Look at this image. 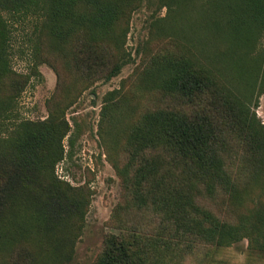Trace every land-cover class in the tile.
I'll use <instances>...</instances> for the list:
<instances>
[{
  "label": "trees",
  "instance_id": "16d2710c",
  "mask_svg": "<svg viewBox=\"0 0 264 264\" xmlns=\"http://www.w3.org/2000/svg\"><path fill=\"white\" fill-rule=\"evenodd\" d=\"M148 1L0 0V250L30 245L10 264L59 260L81 229L91 195L56 175L64 140L73 145L66 112L121 73L131 17ZM168 1L184 7L180 41L159 48L156 35L134 74L157 97L139 107L109 94L102 108L121 196L94 264H207L210 249L244 240L264 255V0ZM27 21L24 74L13 26ZM42 65L57 77L47 118H18Z\"/></svg>",
  "mask_w": 264,
  "mask_h": 264
},
{
  "label": "rangeland",
  "instance_id": "374dc122",
  "mask_svg": "<svg viewBox=\"0 0 264 264\" xmlns=\"http://www.w3.org/2000/svg\"><path fill=\"white\" fill-rule=\"evenodd\" d=\"M183 9V6L174 5L168 0L144 2L130 20L125 46L128 62L121 73L108 82H97L84 90L76 103L67 110L66 119L71 127L69 138L73 145H68V138L64 140L65 159L56 166V175L72 187H86L91 195L90 203L81 229L73 231V242L60 251L59 260L43 258L38 264H94L102 249L104 236L114 232L108 224L121 190L112 168L116 154L113 155V150L111 156L107 152L113 144L101 124L104 101L109 94L117 93L118 99L123 97L131 104L136 106L139 103V107H143L145 104L150 105L153 98L157 97L156 92L153 95L139 92L134 74L149 45H155L156 35L160 39L159 48L166 41H180L176 33L183 23L180 18ZM13 27L15 44L12 65L18 73L27 74L31 72L32 63L29 45L24 39L25 35H30L32 24L27 21ZM148 42L152 43L147 47ZM38 72V75L31 77L19 98L16 111L18 118L30 121L47 118V105L55 93L57 77L46 65L40 66ZM256 114L264 123V95L259 98ZM20 244L0 250V264H10L11 256L24 253L30 246ZM207 264H264V255L251 251L244 240L227 248L210 249Z\"/></svg>",
  "mask_w": 264,
  "mask_h": 264
}]
</instances>
